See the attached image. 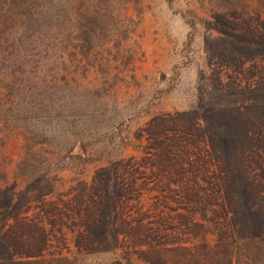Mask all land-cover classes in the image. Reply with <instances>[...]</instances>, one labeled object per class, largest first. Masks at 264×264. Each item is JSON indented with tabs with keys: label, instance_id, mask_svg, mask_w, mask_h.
<instances>
[{
	"label": "rangeland",
	"instance_id": "obj_1",
	"mask_svg": "<svg viewBox=\"0 0 264 264\" xmlns=\"http://www.w3.org/2000/svg\"><path fill=\"white\" fill-rule=\"evenodd\" d=\"M220 5V0H54L46 6L57 14L51 30L44 25L22 43L57 49L48 50L41 62H58V109L50 105L54 91L50 77L29 93L30 101L34 95L46 103L47 115H60L58 127L56 121L49 125L34 119L28 127L40 139L44 133L49 138L41 147L49 159L48 169L33 178L15 177L25 152L23 118L34 111L21 105L8 124L0 116V186L10 187L20 206L10 221L13 264H154V260L201 264L203 255L198 250L192 257L180 248L190 242L191 215L179 202L186 186L176 183L173 167L156 168L152 152L162 159L171 156L173 147L191 142L181 128H197L200 133L207 130L222 150L236 153L241 131L248 125L236 108L249 103L244 98L256 97L257 92L243 91L246 83L253 78L262 86L264 47L225 34L231 30L222 24L221 15L227 11ZM260 10L264 14L263 7ZM86 23L95 26V35L84 56L79 34ZM253 27L259 37L264 36L263 24ZM5 92L0 83V99L8 102ZM263 94L264 89L257 95ZM140 136L143 147L123 149V144H133ZM79 140L90 144L97 156L101 152L113 157L132 155L145 166L131 172L130 182L124 175L111 178L126 182L129 194L115 217L123 235L115 250L88 246L81 261L75 239L91 235L83 224L98 201L94 176L99 164L69 161L67 149ZM152 144H158L157 151H151ZM149 228L170 232L166 240L172 250L154 246L140 252L150 246ZM200 234L194 226L196 242ZM247 252L250 263L264 264V248L255 245L237 249L231 260L244 264L247 260L241 254Z\"/></svg>",
	"mask_w": 264,
	"mask_h": 264
},
{
	"label": "trees",
	"instance_id": "obj_2",
	"mask_svg": "<svg viewBox=\"0 0 264 264\" xmlns=\"http://www.w3.org/2000/svg\"><path fill=\"white\" fill-rule=\"evenodd\" d=\"M220 1V9L227 11L221 15L222 24L231 30L225 34L237 41H247L264 47V36L259 37L260 33L253 27L254 23L264 25V14L260 10L261 7L264 9V0ZM53 3L54 0H0V83L2 91H6L8 97V102L0 99V116L8 124L17 107L22 105L21 109L34 111L33 116L23 118L26 123L23 134L25 152L14 172L15 177L22 179L33 178L49 167V159L41 150L49 138L44 133L40 139L41 136L38 137L28 128L31 119L45 120L49 125L56 121L58 127L60 117L52 113L47 115L46 103L43 100H36L34 95L30 96L32 100H29V93L39 90L43 80L50 77V84L53 85L50 88L54 89L50 105L52 109H58V99L55 97L58 92V62L48 64L41 62L48 55V50L56 48L48 45L50 49L41 50L36 44L30 46L22 43L24 37H35V33L40 32L44 25L51 30L53 18L57 14L52 12V6L48 8L46 6ZM245 11L247 15H244ZM94 35L95 26L92 23H86L80 29L79 39L82 41L81 51L84 56L91 50ZM263 89L264 80L262 86H259L257 80L253 78L243 86L244 92L249 90L252 94L257 93L254 99L244 98L250 104L236 108L237 112H240V117L245 115L248 125L245 124L241 131L235 154L222 150L207 130L200 133L197 128L193 130L181 128L191 142L186 144L182 142V146L173 147L168 152L171 156L162 159L157 153L152 152L153 158L156 159L154 160L156 168H163V171H166L173 167L175 172L172 174L178 177L176 183H183L186 186L179 202L185 203L183 208L185 207L184 210L191 215V222L187 223L190 242L189 245L180 248L190 251L192 257L198 250L201 256L203 255L201 264H235L237 260L232 261L231 257L237 249L239 251L241 248L254 245L264 248V94L262 98L257 95ZM18 95H23L24 98L15 99ZM15 120H19V117ZM142 139L140 136L133 144H123V149L130 147L137 151L143 147ZM152 145L154 147L151 151L155 149L157 151L158 144ZM92 149L90 144H85L81 140L79 144H71L67 149L71 151L68 156L71 163L99 164L94 176L95 195L98 196V201L94 205V212L88 215L89 220L83 224V229L89 231L91 235L88 238L79 235L75 239L80 261L86 256L81 253L88 246L99 245L112 252L119 237L121 239L123 236L115 217L118 215V209H121L129 198L128 190L124 187L127 183H119L111 178L124 175L127 182H130L131 172L145 169V166L137 162L138 158L132 155L127 158L124 155L113 157L109 156V153L108 156H103L101 152L100 156H97ZM14 199L10 187L0 186V221L3 222L0 225V264H13L11 258L14 253V239L11 235L10 221L20 210ZM194 226L200 228L199 242L194 239ZM147 231L150 232L147 239L150 246L144 247L140 252H146V249L154 246H159L165 251L172 250L166 240L170 237V232L163 231L161 234L159 229L153 228ZM9 254L12 256L10 259ZM243 254L247 260L243 262L244 264L252 261L249 252L242 253V257ZM143 264L153 263L147 261ZM154 264L159 263L154 260Z\"/></svg>",
	"mask_w": 264,
	"mask_h": 264
}]
</instances>
